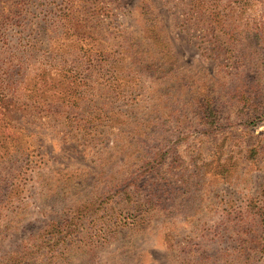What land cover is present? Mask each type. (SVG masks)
Instances as JSON below:
<instances>
[{
    "label": "rangeland",
    "instance_id": "rangeland-1",
    "mask_svg": "<svg viewBox=\"0 0 264 264\" xmlns=\"http://www.w3.org/2000/svg\"><path fill=\"white\" fill-rule=\"evenodd\" d=\"M0 264H264V0H0Z\"/></svg>",
    "mask_w": 264,
    "mask_h": 264
}]
</instances>
